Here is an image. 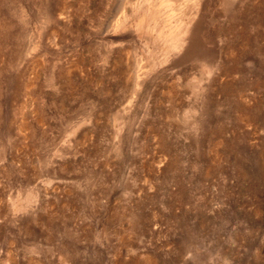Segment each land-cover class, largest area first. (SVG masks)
<instances>
[{
	"label": "rangeland",
	"instance_id": "rangeland-1",
	"mask_svg": "<svg viewBox=\"0 0 264 264\" xmlns=\"http://www.w3.org/2000/svg\"><path fill=\"white\" fill-rule=\"evenodd\" d=\"M0 264H264V0H0Z\"/></svg>",
	"mask_w": 264,
	"mask_h": 264
}]
</instances>
